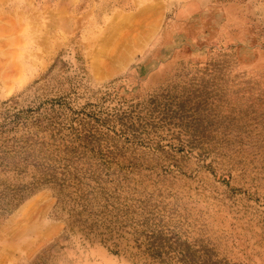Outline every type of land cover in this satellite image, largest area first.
Wrapping results in <instances>:
<instances>
[{
    "label": "rangeland",
    "instance_id": "1",
    "mask_svg": "<svg viewBox=\"0 0 264 264\" xmlns=\"http://www.w3.org/2000/svg\"><path fill=\"white\" fill-rule=\"evenodd\" d=\"M137 3L0 0V264H264V0Z\"/></svg>",
    "mask_w": 264,
    "mask_h": 264
},
{
    "label": "crops",
    "instance_id": "2",
    "mask_svg": "<svg viewBox=\"0 0 264 264\" xmlns=\"http://www.w3.org/2000/svg\"><path fill=\"white\" fill-rule=\"evenodd\" d=\"M118 1V6H116L113 11L116 12V14H114L112 17L114 16H130L133 15L135 12H138L139 9V4L137 2H139L140 0H116ZM93 5H90V7L88 8L93 9L92 8ZM138 9V10H137Z\"/></svg>",
    "mask_w": 264,
    "mask_h": 264
},
{
    "label": "trees",
    "instance_id": "3",
    "mask_svg": "<svg viewBox=\"0 0 264 264\" xmlns=\"http://www.w3.org/2000/svg\"><path fill=\"white\" fill-rule=\"evenodd\" d=\"M20 198V194L19 191L17 193V191H13V192H9L8 190L4 191H0V201L5 200L3 204L8 205V204H12L16 201V199Z\"/></svg>",
    "mask_w": 264,
    "mask_h": 264
},
{
    "label": "bare ground",
    "instance_id": "4",
    "mask_svg": "<svg viewBox=\"0 0 264 264\" xmlns=\"http://www.w3.org/2000/svg\"><path fill=\"white\" fill-rule=\"evenodd\" d=\"M60 21V20H59ZM115 43V42H114ZM134 47H136V46H134ZM103 53V52H102ZM125 58H126V56H125ZM97 59V58H96ZM125 61V60H124ZM119 63H121V62H119ZM118 68V67H117ZM108 70V69H107ZM107 70H106V72H107ZM114 70V69H113ZM104 72V71H103ZM103 75V74H102Z\"/></svg>",
    "mask_w": 264,
    "mask_h": 264
}]
</instances>
